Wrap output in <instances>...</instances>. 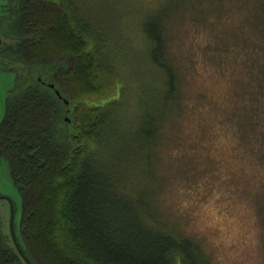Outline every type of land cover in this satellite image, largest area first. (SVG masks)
I'll list each match as a JSON object with an SVG mask.
<instances>
[{
	"label": "trees",
	"instance_id": "16d2710c",
	"mask_svg": "<svg viewBox=\"0 0 264 264\" xmlns=\"http://www.w3.org/2000/svg\"><path fill=\"white\" fill-rule=\"evenodd\" d=\"M14 1L8 6L12 43L2 42L0 17V63L28 73L25 85L16 84L5 101L0 163H8L21 198L19 235L15 222L14 227L30 262L212 264L200 244L182 236L157 206L161 177L155 169L164 126L183 109L165 9L143 20L146 59L155 71L158 95L142 101L134 123L125 121L124 99L90 102L98 98L95 70L105 71L107 56L90 50L88 19L75 21L83 16L74 1ZM201 5L193 13L203 16ZM70 104H75L71 132L62 127ZM260 211L264 214L262 204ZM0 264H26L10 229L9 236L3 232L1 218Z\"/></svg>",
	"mask_w": 264,
	"mask_h": 264
},
{
	"label": "rangeland",
	"instance_id": "374dc122",
	"mask_svg": "<svg viewBox=\"0 0 264 264\" xmlns=\"http://www.w3.org/2000/svg\"><path fill=\"white\" fill-rule=\"evenodd\" d=\"M10 1L15 4L0 0L4 43L13 40ZM73 1L83 16L75 21L88 19L90 50L107 56L105 71L95 70L98 98L90 102L124 99L125 121L134 123L142 101L150 103L158 95L155 71L146 59L143 20L165 9L183 109L164 126L158 149V209L182 236L200 244L212 264H264V91L258 84L264 68L259 32H264V0ZM200 5L203 16L193 13ZM5 64L0 63V122L6 98L16 84L25 85L28 73ZM74 108L70 104L63 114L62 127L69 132ZM0 196L13 203L19 235L21 198L5 160ZM0 218L9 236L6 200H0Z\"/></svg>",
	"mask_w": 264,
	"mask_h": 264
},
{
	"label": "water",
	"instance_id": "95a60500",
	"mask_svg": "<svg viewBox=\"0 0 264 264\" xmlns=\"http://www.w3.org/2000/svg\"><path fill=\"white\" fill-rule=\"evenodd\" d=\"M0 44H1V40H0ZM56 93L58 94V91H56ZM66 103H68V102H66ZM0 200H6L9 203V207H10V224H9V227H10L11 238H12V241L14 243V246H15L16 250L18 251L20 257L23 259V261L26 264H32L30 262V260L27 258V256L25 255L24 251L22 250V248L20 247V245L17 241L15 227H14V215H15V213H14L13 203H12L11 199L4 197V196H0Z\"/></svg>",
	"mask_w": 264,
	"mask_h": 264
},
{
	"label": "bare ground",
	"instance_id": "6f19581e",
	"mask_svg": "<svg viewBox=\"0 0 264 264\" xmlns=\"http://www.w3.org/2000/svg\"><path fill=\"white\" fill-rule=\"evenodd\" d=\"M53 68V67H52ZM55 70V69H54ZM55 73V72H54ZM67 98V97H66ZM70 101V100H69ZM67 105V104H66Z\"/></svg>",
	"mask_w": 264,
	"mask_h": 264
}]
</instances>
